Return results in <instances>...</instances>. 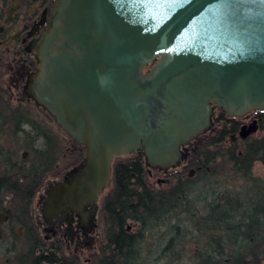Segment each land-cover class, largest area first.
<instances>
[{
    "label": "water",
    "instance_id": "water-1",
    "mask_svg": "<svg viewBox=\"0 0 264 264\" xmlns=\"http://www.w3.org/2000/svg\"><path fill=\"white\" fill-rule=\"evenodd\" d=\"M50 19L29 96L86 153L50 186L45 220L92 214L116 157L176 167L212 128V106L235 118L264 111V0H56Z\"/></svg>",
    "mask_w": 264,
    "mask_h": 264
},
{
    "label": "flooded vegetation",
    "instance_id": "flooded-vegetation-1",
    "mask_svg": "<svg viewBox=\"0 0 264 264\" xmlns=\"http://www.w3.org/2000/svg\"><path fill=\"white\" fill-rule=\"evenodd\" d=\"M55 3L56 0H0V264H46V247L60 248L61 254L70 261L76 259L82 264L88 263L89 259L82 260L83 255L80 254L66 256V248L75 245L83 248L85 244L91 243L88 230L98 228L97 220L103 214L105 199L112 192L103 199L102 206H99L101 200L98 201L92 214L88 213L92 206H87L85 210L72 209L68 214L60 212L59 215L46 220L43 218V202L48 199L50 186L59 181L66 182L67 174L72 168L79 167L84 162L86 153L83 146L76 145L70 138L72 145L66 147L65 139L58 135L60 132L65 137V133L28 92V82L38 71L34 47L46 32ZM21 57L23 61H19ZM20 62L29 69L21 68ZM150 67L145 68V71L147 72ZM9 68L15 75L11 86H17L15 88L26 94L28 100H13L11 90L3 86V69L7 72ZM212 109H214L211 118L212 128L181 149L184 155L177 166L184 165L183 169L168 173L169 168H157L170 177V180L157 182L159 185L169 182L170 187L167 190L174 184L173 177L177 174L184 176L183 173L187 169L186 178H192L191 183H194L199 172L202 173L204 170L212 175V180L221 182L220 178L216 177L220 173L215 167L219 164V159L206 166L198 158V152L202 147H206L209 141L227 135L224 142L216 146V150L235 151L238 156H242V150L247 143L264 137L260 118L264 111H252L235 118L227 117L222 109L215 106H212ZM38 110L45 116L39 114ZM255 122L258 131L246 138L240 137L241 132L244 130L247 133ZM47 137L54 140L53 149L56 154L53 165L45 159L46 154H50L48 150L44 152ZM133 154L141 157L143 161L146 187L166 192L167 190L154 187L149 182L148 176L152 177V171L155 169L146 164L143 153ZM43 155L45 156L41 157ZM221 162L230 166L235 177H240L232 164L224 160ZM256 164L253 165L252 172L258 177L254 172ZM193 192L195 193V188ZM36 204L41 214L38 218ZM42 221L53 226L52 237L45 238L42 235ZM127 230H131V225Z\"/></svg>",
    "mask_w": 264,
    "mask_h": 264
},
{
    "label": "trees",
    "instance_id": "trees-1",
    "mask_svg": "<svg viewBox=\"0 0 264 264\" xmlns=\"http://www.w3.org/2000/svg\"><path fill=\"white\" fill-rule=\"evenodd\" d=\"M260 118L264 131V113ZM224 138L227 135L209 141L198 158L206 166L219 158L232 164L245 181L240 190L222 189V184L205 170L193 184L192 178L177 174L171 189L152 190L146 187L141 157L115 162L113 190L105 199L99 220L103 244L100 252L84 264H182L186 239L195 235L200 239V251L190 264H262L264 181L252 168L258 162L264 164V137L247 143L242 156L235 151L216 150ZM53 141L46 138L44 152L50 154L41 156L51 165L56 154ZM129 225L134 230L128 231ZM149 235L157 239L155 247L163 245L158 256L146 249ZM45 253L46 264H82L67 259L60 248L46 247Z\"/></svg>",
    "mask_w": 264,
    "mask_h": 264
},
{
    "label": "rangeland",
    "instance_id": "rangeland-1",
    "mask_svg": "<svg viewBox=\"0 0 264 264\" xmlns=\"http://www.w3.org/2000/svg\"><path fill=\"white\" fill-rule=\"evenodd\" d=\"M19 61H23V57H21L19 59ZM22 63L23 62H20V67L28 70L29 69L28 66L25 64H22ZM3 71H4V75H2L3 76L2 77L3 78L2 84H3V86H7L11 90L13 100H15V101L16 100H18V101L28 100V98H27L28 96L26 94L21 92V90L15 88L17 86H11L13 80H15V75H13L12 69H10V68L7 69V72L3 69ZM38 111H39V114H41L42 116H45L42 111H40V110H38ZM48 122L51 123L50 121H48ZM55 129L56 128H54V130ZM58 135L61 138L65 139V143H66L67 148L71 147L72 143L68 137H66V136L64 137L60 132H58ZM133 157H137V156L135 154H133V155H122V157H116L114 161L115 162H124V161H127L129 159H132ZM221 161H223V158H219V160H218L219 164H217L215 166L216 170L219 171V173H220L216 177L220 178V181H221L220 183L222 184L221 188L224 190H228V189L240 190L245 185V181L243 179H241L240 177H235V175L232 173V170L230 169V166L226 165V163L221 162ZM183 166L184 165H182L181 167H179V165H178L176 168L171 167V168H169L168 173L173 172V171H177V170H182ZM71 170H74V169L72 168ZM254 172L258 177H260L264 181V164L262 162H258L255 165ZM187 174H188V169L183 173V175L185 177H187ZM165 176L166 175H164L162 173V170L155 168V170L152 171V177L148 176V178H149L148 180L152 185H154V187L167 190L170 187L169 182L164 183L165 185H159L157 183L158 180H167V179L170 180L169 175L166 177ZM199 177H200V175H197L195 179L199 180ZM201 185H202V187H201L202 190L205 191V189H204L205 186L203 184H201ZM112 188H113V182H111L110 186L108 188H106L105 191L103 192V194L100 198L101 201H100L99 206H102L103 201H104L103 199L113 190ZM201 188H199V190ZM193 199L196 200V196H194ZM36 214H37V218L41 216L40 211H39V206L37 204H36ZM99 220H100V217L97 220L98 228H96V230H94V229L88 230V233H89L88 235H89V238L91 239V243L85 244L83 246V248H79L77 245L72 246L70 248H66V252H65L66 256L71 257L73 255V253H76V254L83 255L82 260H84V259L92 260L94 258V256L98 252H100V249H101V246L103 243H102L101 225H100ZM173 223H175V221ZM41 224H42V228H41L42 235H44L45 238L46 237H48V238L52 237L51 229H54L53 226L48 225V224L44 223L43 221ZM188 227L190 228V226H188ZM191 228H193V226H191ZM131 230H134V228L131 227ZM194 233H196V232H194ZM156 240L157 239L154 238V236L149 235L148 239H147L146 249L152 250L154 255L158 256L159 251L161 250V247L163 245H161V247L160 246L155 247V245L157 243ZM186 240L187 241H186L185 250H184L185 254H184V260H182V264H190V260H192V258L194 257V254L196 252L200 251V239H198L197 235H195V237L191 236L190 238H187ZM263 262H264V260H263Z\"/></svg>",
    "mask_w": 264,
    "mask_h": 264
}]
</instances>
